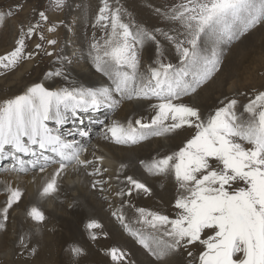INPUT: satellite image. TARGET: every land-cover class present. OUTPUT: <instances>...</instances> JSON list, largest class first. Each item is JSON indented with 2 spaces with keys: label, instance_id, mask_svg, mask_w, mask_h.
I'll return each instance as SVG.
<instances>
[{
  "label": "snow or ice",
  "instance_id": "6c2138e0",
  "mask_svg": "<svg viewBox=\"0 0 264 264\" xmlns=\"http://www.w3.org/2000/svg\"><path fill=\"white\" fill-rule=\"evenodd\" d=\"M14 8L9 6L6 12H0V20L18 14L22 5L17 3ZM154 11L165 22L166 30L125 22L123 10L103 0L96 20L105 36L103 43L93 38L90 55L97 70L111 83L95 90L77 86L50 90L42 83H33L23 94L0 102V158L19 160L18 153L30 154L36 158L31 162L33 169L39 167L41 173L49 162L58 164L44 181L43 193L52 194L66 167L91 162L81 160L83 149L73 150L72 144L53 133L48 121L59 124L67 113L75 116L78 111L98 109L104 104L114 107L120 102L115 98L117 94L129 100H155L151 103L154 115L150 122L134 121L139 130L133 122L127 127L113 122L107 129L118 145L135 144L150 135L181 137L176 150L147 166L150 174L174 177V217L136 208L137 222L146 228L132 234L154 258L153 264H172L171 258L182 253H186V264H264V90L254 91L246 102L235 96L225 97L207 112L183 99L198 95L223 70L224 46L264 27V0H174ZM38 15L40 20L48 21L45 12ZM38 28L39 21L26 28L21 22L15 47L0 55V66L7 68L21 59L26 38L34 37ZM40 39L45 37L40 34ZM47 43L55 45L57 41L49 39ZM146 43L151 45L156 60L145 81L138 76V66ZM206 45L210 46V54L209 48L203 47ZM41 48L36 44L37 50ZM173 53L172 59H166V54ZM34 54L27 55L31 58ZM48 76L68 79L59 70ZM79 134L87 135L84 131ZM46 152L60 159L51 160L44 155ZM41 159L44 163L38 164ZM19 171H28L23 161ZM126 183L130 186L128 196L133 190L151 192L145 182L132 176L126 177ZM5 194L0 221H7L9 210L22 196L19 188L7 184ZM28 215L37 222L45 220L37 207H32ZM113 215L124 223L122 213ZM87 227L100 225L93 221ZM20 244L27 249L23 237ZM193 248L198 251L193 252ZM31 252L35 254L36 249ZM71 252L80 255L82 249L72 247ZM110 255L114 264H125L126 256L120 249L112 248Z\"/></svg>",
  "mask_w": 264,
  "mask_h": 264
},
{
  "label": "bare ground",
  "instance_id": "6f19581e",
  "mask_svg": "<svg viewBox=\"0 0 264 264\" xmlns=\"http://www.w3.org/2000/svg\"><path fill=\"white\" fill-rule=\"evenodd\" d=\"M135 6L137 8L128 7L122 10L129 13L136 10L140 14V17L148 18L149 21L157 17L154 11L155 8H149L146 5ZM162 22V25L165 27V22ZM95 39L103 43L104 38L96 35ZM66 46H68V41L65 43ZM61 49L60 59L61 61H66L71 77L81 86L80 88H92L95 90L104 86L102 83L107 81V77L105 78L106 75H102V72L97 70L93 57L90 55L92 51H89L86 47V42L81 46L73 47V50L68 48ZM79 53H84V55L79 56L86 62L84 67L76 66L77 61L72 60V55L76 56ZM148 59L149 62L147 63ZM155 60L156 57L151 53V45H148L146 50L143 53L141 52V62L139 65V73L143 69H146L148 73L144 77L139 78L143 80L146 78L147 80L150 68L155 66ZM78 62L80 63V61ZM32 66V62L25 64V67L19 69L10 81L0 80V94L7 91L12 92L11 94L6 93L1 95L0 102L7 98H14L15 95L23 94L26 88L31 86L32 83L27 79L30 78V73L28 72ZM87 66H89L88 69H86ZM22 77L24 78L23 80ZM42 84L45 83L42 82ZM45 86L52 90L60 88L58 86L53 88L51 84L50 87L47 84ZM118 97L117 94L115 98ZM134 99L138 100L135 97ZM191 101L193 102V100L189 99V102ZM154 102L156 101L153 100L151 103ZM151 103L149 101H132L125 105L127 108L125 109L124 117L122 116L123 114L119 113L118 116L115 115L110 119V122L104 127L105 130L100 133V138L96 140H94L95 136L91 134L99 122V119L95 116L100 109H92L91 112H85L87 114L84 117L79 116L80 118L78 117L79 119L74 120V122L67 121L70 118L68 114H66V119L63 123L58 124L55 120H50L55 127L51 123H48L49 128L59 136L65 132L64 136H67L68 139L65 138L63 140L72 144L73 150L81 148L86 150L87 153L89 146L86 145L85 148L83 145L93 138L95 141L94 145L91 146L94 148V151H88L89 153H85V155L83 154V150L80 153L81 160L91 162L87 165L88 167L73 164L66 167L57 179V191L52 194L45 195L43 193L44 181L50 173L54 172L58 164L49 162L45 171L41 173L39 167L33 169L31 162L36 158L30 154L18 153L19 160L13 159L10 156L0 158V205H3L5 202L6 184L19 188L22 192L21 199L14 203L13 207L9 210L8 222L3 223V221H0V224L3 225L0 227V264L18 262V259H20L19 253H22V255L32 253L31 249L33 248L39 254L43 252V257L40 256L43 259H40L47 261L53 257L52 252H55L53 251L54 247L63 249L61 250L62 255L64 253L74 255L71 252L72 247H78L82 251L84 249H94L99 252L103 249L117 248L125 253V263L128 264L129 261L131 264H136L137 261L140 262L138 251L141 253L142 245L138 243L137 239L133 240L130 237L134 236L132 233L144 229L146 226L137 222L139 213L136 212V208L142 207L149 211H161L173 217L175 215L172 208L174 197L177 195L175 194V189L172 188L173 186L177 189L174 177L169 175H153L147 171V166L151 164L157 154H166L167 146L162 144L164 141L160 139L157 145H153L152 149L138 151L125 149L110 138L111 134L107 129L113 122H118L127 127L134 114L146 113L151 108ZM81 131L86 132L87 135L81 136L79 134ZM174 142L176 146L179 144L178 141ZM175 144L172 145L175 146ZM44 155L50 157L51 160L60 159L55 153L46 152ZM20 161L24 162V167L28 169V173L19 171ZM117 162H119V165H117ZM39 163H44V161L41 159L38 161ZM96 169H99V172H96ZM127 176H132L141 182H145L151 189L150 194L133 190L131 196H128L127 188L130 186L126 183ZM94 183L96 187H93ZM102 190L108 194L102 192ZM121 191L124 192V195L119 194ZM102 198L108 199V201L104 202ZM110 202L112 204H109ZM107 206L111 207L109 211H106ZM32 207H37L43 212L45 216L43 222H37L28 215ZM18 209L26 212V223H24L20 215L17 213L16 216L14 215ZM113 213H117L118 215L122 213L125 218L124 223H121ZM93 221L99 224L100 227L89 229L87 225ZM125 224L127 227H125ZM15 233L17 234L16 237L10 235ZM93 235H95V239L92 238ZM21 237L24 238V243L28 245L27 249L21 246ZM10 247L18 251L11 258L8 257L10 254L6 253ZM181 256L182 254L176 257L179 258ZM149 259L146 261V264H153V257Z\"/></svg>",
  "mask_w": 264,
  "mask_h": 264
},
{
  "label": "rangeland",
  "instance_id": "374dc122",
  "mask_svg": "<svg viewBox=\"0 0 264 264\" xmlns=\"http://www.w3.org/2000/svg\"><path fill=\"white\" fill-rule=\"evenodd\" d=\"M173 2L174 0H109L110 5L118 6L121 9L128 7L137 8L135 5H146L149 8H156L158 6L168 5ZM17 3L22 5V10H20L18 14H15L10 18L0 20V55H4L14 49L16 40L19 38L18 30L21 27V22H23L26 28L28 24L39 21V28L37 34L34 37L26 38L25 54L21 59H19L14 65H9L7 68L0 66V80H12L19 69H23L25 67V64L32 62L33 66L28 72L30 73V78L27 79L30 83L33 84L43 82L49 85V87L51 84L53 88L57 86L60 88L65 86L81 87L74 80V78L71 77L68 71L69 66L67 65L66 61H61V48L72 49L73 47L81 46L83 43L86 42V47L89 49V51H92L90 47L92 39L96 38V35L101 38H104L105 33L103 29L99 27V24L96 20V17L98 15V9L100 6H102L103 0H0V12H6L9 6H13V10L15 11L14 6ZM41 11L45 12V14L48 16L47 22L40 20L38 13ZM132 12L133 11H131V13L123 11V19L125 20V22L131 20L134 24H138L141 27H158L160 29L166 30L165 27L162 25V20L158 17L154 18L152 22L149 21L148 18L145 19L140 17V14L136 10H134L133 13ZM52 28H54L55 30L50 31L49 29ZM40 34L45 37L44 40L40 39ZM49 39H54L57 41V43L55 45H49L47 43V40ZM79 39L81 40L79 41ZM67 41L68 46L65 47V43ZM38 43L42 45V48L39 50L36 49V44ZM148 45L150 44L146 43L144 45V48L141 50L142 53L146 50V47ZM203 47H208L210 54V46L206 45ZM28 52H33L35 54L31 58H29L27 55ZM46 53H52V55H47ZM82 54L84 55V53ZM82 54L79 53L76 56L72 55V60L77 61L76 66L78 65L84 67V65H86L84 59L79 57ZM172 55H174V53L171 55L166 54V59H172ZM78 61H80L81 64ZM146 62L148 63L149 59ZM172 62L175 63L174 60H172ZM222 64L223 70L215 77V79L210 83V85L200 91L198 95L193 94L191 96H185L183 98L185 103L197 106L207 112L211 111L213 106L217 104L219 100L224 99L225 97L235 96L242 102H246V97H250L254 91L264 90V27H257L242 40L224 46ZM88 68L89 66H87L86 69ZM58 70L65 73V75L68 77L67 81H65L63 76H48V73L55 72ZM147 73L148 72L146 69L141 70L139 73L138 66L139 77H144ZM101 74L103 75V73ZM106 77L107 76H105V78ZM23 79L24 78L22 77V80ZM106 80L107 81H104L102 83L104 84V86H107L111 83L108 77L106 78ZM144 80L146 81V78ZM6 93L11 94L12 92L7 91L5 93L0 94V96ZM241 93L245 95L241 96ZM116 99L120 102L114 107H109L107 104H104L98 108L100 110L95 117L99 119V122L94 127V132L91 134L92 136H95V139L93 138L94 140L100 138V133L105 130L104 127L107 126V124L110 122V119H112L115 115L118 116V114L120 113L123 114L122 116L124 117L125 109L127 108V106L125 105L129 104L132 101L147 102V100H135L134 98L129 100L127 98H121L120 96ZM189 99L193 100V102H189ZM91 110L92 109H89L87 111H78L75 116H73L71 113H67L70 117L67 119V121L74 122V120L80 118L79 116L84 117V115L87 114L85 112H91ZM152 115H154V112L151 107L146 113L134 114V117L130 119V122H133V127H136L138 129V126L134 124V121L136 119H141L142 122H147L148 120V122H150L149 117H151ZM48 123L51 122L48 121L47 124ZM53 133L56 134L54 131ZM64 133L65 132L61 133L60 135L62 140L65 138L68 139L67 136H64ZM184 135H186V133H184ZM93 139L89 140L87 144L83 145L85 148L86 145L89 146L87 153H89L88 151H94V148L91 147L95 143ZM160 139L164 141L162 144L167 146L166 154H170L173 150H176V144L174 141H178V143H180L181 137H173L171 134L161 136L150 135L149 138L146 140H139L135 144H126L121 146L125 149L133 151L152 149L153 145H157ZM172 144H175V146ZM83 151V154L85 155L86 150ZM163 155H165V153L157 154L155 156V159ZM117 165H119V162H117ZM86 167L88 166L86 165ZM172 188L175 189V194H177V189L173 186ZM102 192L107 193L104 190H102ZM102 200L104 202L108 201V199L106 200L104 198H102ZM109 204H112V202H110ZM109 209H111V207L107 206L106 211H109ZM16 213L22 217L24 223L27 222L25 211L18 209L14 213L15 216L17 215ZM7 222L8 219L7 221H3V223ZM10 235H12V237L17 236L16 233ZM130 238L136 240L135 236H131ZM61 250L63 249H59V247H54L53 251L55 252H52L53 257L51 259H48L47 261L42 260V255H44L43 252H40V254L39 252H36L35 254L29 253L23 255L22 253H19L20 259H18V262L7 264H114L110 255L111 249H103L100 250V252L94 249H84L81 255L79 256L70 255L71 253H64L62 255ZM144 250L145 249L142 247V249L140 250L141 253L138 251L140 262L137 261V263L135 260L136 264H143L144 262V264H146V261L150 260L149 258L151 256ZM192 250L193 252H196L198 251V248H193ZM6 253H9L10 255L8 257L11 258L15 256L18 251L17 249L15 250L10 247L7 249ZM54 253L56 254L54 255ZM176 256L171 258L172 264H186V253H182V256L179 258H177Z\"/></svg>",
  "mask_w": 264,
  "mask_h": 264
}]
</instances>
